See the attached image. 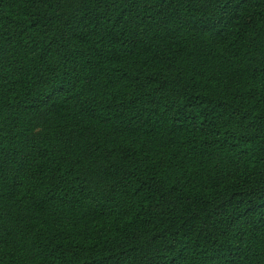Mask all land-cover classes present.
Instances as JSON below:
<instances>
[{
  "label": "trees",
  "instance_id": "1",
  "mask_svg": "<svg viewBox=\"0 0 264 264\" xmlns=\"http://www.w3.org/2000/svg\"><path fill=\"white\" fill-rule=\"evenodd\" d=\"M0 264H264V0H0Z\"/></svg>",
  "mask_w": 264,
  "mask_h": 264
}]
</instances>
